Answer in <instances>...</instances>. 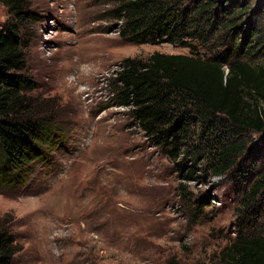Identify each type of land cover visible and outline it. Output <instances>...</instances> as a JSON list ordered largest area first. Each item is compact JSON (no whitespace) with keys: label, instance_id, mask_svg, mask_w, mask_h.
<instances>
[{"label":"rangeland","instance_id":"1","mask_svg":"<svg viewBox=\"0 0 264 264\" xmlns=\"http://www.w3.org/2000/svg\"><path fill=\"white\" fill-rule=\"evenodd\" d=\"M25 1L37 15L22 33L24 74L34 84L26 96L56 127L44 159L27 166L21 182L0 187V214L13 217L21 247L13 264H222L240 228V171L251 163L205 183L185 179L187 170L151 147L125 109L109 107L108 80L122 60L188 49L124 41L111 0ZM8 17L0 2V29ZM243 137L249 148L259 138ZM199 199L204 206L193 211ZM261 204L255 220L264 235Z\"/></svg>","mask_w":264,"mask_h":264},{"label":"trees","instance_id":"2","mask_svg":"<svg viewBox=\"0 0 264 264\" xmlns=\"http://www.w3.org/2000/svg\"><path fill=\"white\" fill-rule=\"evenodd\" d=\"M0 2L9 16L0 29V187H8L21 182L27 166L44 159L41 147L53 141L56 125L36 115L26 96L34 84L24 74L22 33L37 15L25 0ZM111 2V18L124 41L167 43L189 54L122 60L108 80L114 94L109 107L125 109L151 147L176 171L187 170L185 179L205 183L251 163L240 171L247 178L240 228L220 261L264 264V235L256 229L259 210L254 209L262 202L258 209L264 208V169L255 167L264 161V63L253 65L264 61V0L255 5L248 0ZM246 133L259 136L250 148ZM202 206L199 199L193 211ZM13 222L10 214H0V264H13L21 251Z\"/></svg>","mask_w":264,"mask_h":264}]
</instances>
